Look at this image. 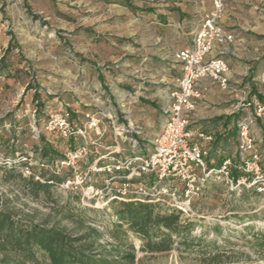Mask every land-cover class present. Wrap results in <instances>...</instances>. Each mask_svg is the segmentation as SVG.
I'll use <instances>...</instances> for the list:
<instances>
[{
	"label": "rangeland",
	"instance_id": "obj_1",
	"mask_svg": "<svg viewBox=\"0 0 264 264\" xmlns=\"http://www.w3.org/2000/svg\"><path fill=\"white\" fill-rule=\"evenodd\" d=\"M175 1L0 0V209L35 223L57 222L72 231L74 223L58 213L49 196L35 197L16 177L17 173L31 176L28 167L48 176L41 164L61 155L67 146L62 139L38 134L35 122L41 129L55 109H66L76 117L87 110L114 107L127 111L135 125L147 132L146 126L151 125L143 124L145 118H159L166 102L155 87L159 73L145 66L149 58L139 52L144 42L147 48L162 45H155L153 39L155 33L172 28ZM210 2L199 0L206 7ZM257 10L264 15V3ZM240 24L247 27L249 22ZM260 147L264 157V140ZM234 173L242 174L238 168ZM70 174L64 170L58 181ZM51 185L52 197L62 201L75 197L73 204L85 212L88 225L100 231L99 243L114 241L112 225H122L127 241L135 246L136 264H205L199 249L213 244L235 264H264L259 251L264 238V191L258 186L232 188L211 181L192 201L196 220L191 236L196 249L181 253L143 251L144 240L117 216L120 200H99L86 188ZM187 218L181 216L183 224ZM2 259L0 252V264H6Z\"/></svg>",
	"mask_w": 264,
	"mask_h": 264
},
{
	"label": "built area",
	"instance_id": "obj_2",
	"mask_svg": "<svg viewBox=\"0 0 264 264\" xmlns=\"http://www.w3.org/2000/svg\"><path fill=\"white\" fill-rule=\"evenodd\" d=\"M225 11L226 0H212L193 44L175 53L182 75L162 108L165 117L159 133L144 135L127 111L114 107L87 110L76 117L66 109H55L47 114L41 129L35 122L38 134L43 132L67 143L61 155L41 165L54 175L64 170L72 174L49 182L64 189L86 188L99 200L159 203L163 210L173 208L191 218L195 215L192 201L211 181L232 188L258 186L264 191L262 140L255 136V126L264 120V77L259 93H244L238 101L234 157L227 156L214 165L209 161L213 135L190 128V117L204 95V82L230 89L227 55L232 52L235 34L221 21ZM83 164L88 165L84 170ZM235 168L242 174L235 175ZM27 172L45 181L29 167Z\"/></svg>",
	"mask_w": 264,
	"mask_h": 264
},
{
	"label": "trees",
	"instance_id": "obj_3",
	"mask_svg": "<svg viewBox=\"0 0 264 264\" xmlns=\"http://www.w3.org/2000/svg\"><path fill=\"white\" fill-rule=\"evenodd\" d=\"M261 165L264 169V157ZM42 175L45 181L36 180L33 176L24 177L22 173H17L16 177L24 184V190L30 191L35 197L42 194L49 196L58 206V213L74 223L72 231L57 222L35 223L18 217L8 209H0V252L3 254V262L6 264H136L135 246L127 241L122 225L118 223L112 225L113 229L110 232L114 241L99 243L100 231L88 225L85 212L73 204L75 197L69 196L64 201L52 197V185L49 180L57 181L59 177L51 173L48 176L44 173ZM159 207V203L148 201H121L117 216L144 240L143 251L177 250L182 253L195 250L196 239L191 236V232L196 219L188 217L187 223L183 224L180 219L181 212L173 208L157 211ZM259 251L264 259V238L259 243ZM199 252L205 264H235L230 255L220 251L216 244L210 249L200 248Z\"/></svg>",
	"mask_w": 264,
	"mask_h": 264
},
{
	"label": "crops",
	"instance_id": "obj_4",
	"mask_svg": "<svg viewBox=\"0 0 264 264\" xmlns=\"http://www.w3.org/2000/svg\"><path fill=\"white\" fill-rule=\"evenodd\" d=\"M259 3L263 4L264 0H226L227 8L221 21L235 34L232 52L227 55L231 67L230 89L223 90L211 81L204 82V95L190 117L192 130L196 133L212 134L214 137L210 143L212 151L209 161H223L227 156L234 157L238 144V131H235L234 126V121L240 115L237 111L238 101L244 93L255 94L262 90L264 36L259 34H264L262 22L264 15L257 10ZM173 7V14L170 17L172 28H169L167 33H155L153 39L155 45L158 43L162 45L159 48H147V43L144 42L139 52L144 59L149 58L145 66L148 65L159 73L154 80L157 82L155 87H159L166 103L182 75V66L175 60L174 55L180 49L193 44L201 21L212 7V0L208 7L201 5L199 0H177ZM241 22L249 24L246 27L241 25ZM158 24L162 25L160 22ZM142 83L138 85L139 88L142 87ZM143 88L146 89L145 86ZM139 95L142 96V91ZM164 117L161 111L159 118H145L143 124L151 126L150 128L146 126L148 130L143 131L144 135L152 136L159 133ZM141 118L143 119L142 116ZM255 136L259 140H264V120H259L255 126Z\"/></svg>",
	"mask_w": 264,
	"mask_h": 264
}]
</instances>
